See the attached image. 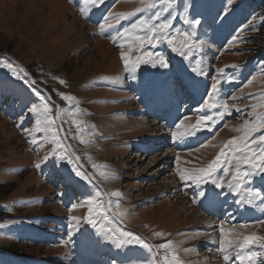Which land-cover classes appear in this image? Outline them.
<instances>
[{
    "label": "rangeland",
    "instance_id": "1",
    "mask_svg": "<svg viewBox=\"0 0 264 264\" xmlns=\"http://www.w3.org/2000/svg\"><path fill=\"white\" fill-rule=\"evenodd\" d=\"M172 3L169 12L175 19L171 31L177 45L183 39L178 32L194 33L189 41L191 50L183 49L188 58L173 52L166 41L155 47L146 44L139 53L133 49L130 55L148 59L147 54L152 53L154 59L159 53L169 67L141 64L135 73H130L120 57L121 51H128L126 38L114 42L111 36L141 18L148 19L159 7L118 23L110 19L114 28L101 34L98 25L104 16L134 11L143 6L142 0H104L87 16L81 14L78 2L70 0H0V103L9 105L7 110L0 106V112L14 121L11 128L7 124L12 122L0 119V186L14 188L7 197H0V264H100L105 255L98 250V242L99 248L110 242L84 221L89 199H94L93 207L99 204L107 210V220L95 211L93 218L98 225L111 229L110 235L127 233V239L139 238L149 248L135 242L119 247L121 256L129 253L125 257L127 264H162L165 250L156 246L167 242H171L167 250L170 256H176L178 249L180 264H208L211 260L215 261L212 264H223L216 255L205 251L213 235L208 230L211 227L214 232L215 222L196 206L205 199L198 195L202 189L192 180L182 181L178 173L187 170L186 174H194V170L205 167L228 137L242 136L244 122H256L259 111L264 109V0ZM169 12H162L160 19L169 18ZM185 17L200 19L201 23L193 30L184 22ZM200 58L203 90L195 97L180 75L192 73ZM9 64L11 68L6 66ZM145 70H153L169 81H158L154 76L148 82L152 85L158 81L154 97L158 99L159 93L163 97L155 99L156 105L172 112L177 100L174 97H179L176 104L189 112L170 117L172 122L167 125L164 119L168 111L153 118L162 110L159 105L153 109L155 102L146 99ZM217 80L218 92L210 100L216 107L202 108L210 86ZM160 89L164 90L158 92ZM165 92L172 97L168 99ZM61 94L74 100L66 101ZM43 104L50 107L48 115L56 122L53 131H28L20 136L15 126L22 111L29 118L26 124L30 130L38 122L42 129L45 127L44 114L29 111ZM203 115L212 117L207 126L219 129L221 122H226L209 141L179 148L184 145L178 142L189 140L188 135L173 138L176 125L183 121L180 131H184ZM262 131L253 135H262ZM53 135L60 148L53 142ZM81 139L88 143H81ZM161 143L167 146L146 152L149 145ZM159 148L151 146L152 150ZM64 149L68 155L61 160ZM54 150L53 157L50 153ZM45 156L49 157L46 162ZM69 156L73 164L68 163ZM36 163L41 167L36 168ZM73 165L90 179L77 177ZM101 172L111 175L105 177ZM229 176H224V185ZM256 188L264 191V183L256 184ZM114 192L120 195L112 196ZM256 205L259 212L264 211L260 200ZM117 212L122 215L117 217ZM43 216H51L52 221H44ZM73 216L79 218L78 230L70 229V224H75L69 219ZM230 220L222 225L228 239L235 240L237 234L264 236L262 223L240 228V220ZM31 231L33 234L26 240L25 233ZM214 233L218 241L221 231ZM143 247L145 250H137ZM236 250L229 249L233 259L230 264H238ZM8 252L19 261L9 257ZM260 252L264 253V248ZM262 262L264 255L256 259V264Z\"/></svg>",
    "mask_w": 264,
    "mask_h": 264
},
{
    "label": "snow or ice",
    "instance_id": "2",
    "mask_svg": "<svg viewBox=\"0 0 264 264\" xmlns=\"http://www.w3.org/2000/svg\"><path fill=\"white\" fill-rule=\"evenodd\" d=\"M70 2H78L80 6V12L82 15H89L91 10L94 8H98L101 4L104 3V0H70ZM232 0H228V3L231 4ZM143 6L136 8L134 11L120 14H112L111 12L108 15L104 16L103 22L98 25L101 34L105 32L106 29L114 28V25L110 23V19H116L117 23L120 19H125L129 16H135L137 13H143L146 11H151L157 9L159 7V11H155L153 15H151L148 19L141 18L136 23H133L129 28L124 29L123 31H116L115 35L111 36V39L116 42L118 38H126V42L128 44V51H121L120 57L123 61L124 68L126 71L130 73H135L137 68L141 64H151L152 67H156L159 65L161 68H168L169 64L165 60V58L159 53L155 54V58L153 59V54L148 53V59H145L143 55H137L133 58L130 53L133 49H135L138 53L141 49L144 48L146 44L152 45L155 47L156 43L166 41L171 47L172 51L178 53L185 59L188 58L187 53L183 51V49L187 48L189 51L191 50V46L189 41L191 36L194 33L190 32H178V36L183 39L180 41L179 45H177L176 37L172 35V26L173 19L175 16L169 12V9L173 7L172 0H165L164 3H161L160 0H142ZM227 11V9H226ZM162 12H169V18L160 19ZM158 20V23H153V21ZM184 22L194 30L200 23V19H188L184 18ZM123 48V44L119 45ZM199 62H197V67L192 68V71L197 75H202L203 70L198 66ZM11 68L12 66L6 65ZM13 74H16V70L13 69ZM131 78H135L132 76ZM63 83V81H61ZM220 81L217 80L210 86V91L208 92V98L204 100V104L202 108H213L216 107L214 103H210L211 99H214L215 93L218 92V86ZM62 99L66 101H73L74 98L71 96H66L61 94ZM225 111H227V104L223 105ZM32 113L42 112L44 114V122L45 127L42 129L40 127L39 122L37 125L31 129H26L25 131L31 132H39V131H47L52 132V125L55 121L48 115L51 112L50 107L47 104H43L40 106H32L29 109ZM76 112H79V108L75 109ZM222 116L223 113H220ZM25 117H20L21 122ZM58 118V117H57ZM212 117L203 115L199 116L195 125H192L190 128H185L184 131H180L181 128H184L183 121L176 125L177 131L172 133L174 139H178L185 135H191L192 129L199 130L201 125L206 126V122L210 121ZM73 123H77L73 120ZM260 129H264V115L257 116L256 122H244V134L238 138H233L229 140L224 147L216 154V156L210 160L205 167L198 168L194 170L193 173L186 174L187 170L181 171L178 173L180 179L183 180H192L194 183L199 185L200 183H212L215 185L217 189L223 188L225 185L222 183V178H217L214 174L217 169L222 168L225 175L230 174L231 179L227 183V187L230 191L241 194V202L254 205L257 200L261 201V204L264 205V191L254 187H247V183L252 180L254 176L264 174V134L259 136H254L253 133L259 131ZM240 131V129H236ZM52 140L57 144V148H60L61 145L58 143L55 135L52 136ZM81 143H88L87 140L81 139ZM56 152L54 150L50 155H55ZM67 154V149H64V154L60 155V159L63 160ZM48 156L44 157V161L48 160ZM78 160L79 157H76ZM179 159V157H177ZM68 163L73 164L72 158L69 156ZM36 168H40L41 164L36 163ZM94 168H105L104 165H93ZM73 171L77 177L81 179L89 180L90 177L88 174L83 173L79 170L78 167L73 165ZM102 176L108 177L111 174L106 172L100 173ZM264 178V177H262ZM112 196H119L118 192L111 193ZM200 197H206L207 193L204 191H200L198 193ZM89 205L88 215L84 217V221L87 224L92 225L93 228L96 229L98 235L104 236L106 239L110 240L115 244L116 247H121L127 243H139L142 246L147 247L142 240L139 238H135V240L127 239V236L130 234L121 233L120 237H114L110 235L112 231L109 228L104 227L101 223L98 225L97 219L93 218L94 211L98 213L103 220H107L108 216L106 215L107 210H103L102 205L96 204L93 207L94 199H89L86 201ZM73 207H77V205H73ZM116 207L119 208V204H116ZM122 214L120 212L116 213V216L119 217ZM70 221H75V224H70V229H75L76 225L80 223L79 218L70 217ZM244 227V225H241ZM221 237L219 241L218 251L223 255V259L225 262L230 260L229 249L236 247L238 250L236 251V259L243 264V262L248 261L249 264H256L257 257L264 255L262 252H254V251H246L249 245L256 244L259 242H264V236H257L255 233L251 235H240L237 234V238L235 240L228 239L225 236V232L223 226H221ZM155 235L160 236L161 233H155ZM158 249H164V256L162 264H180L179 260L172 254L171 256L168 253V249L171 247V242H167L165 244H159L156 246ZM260 247L264 248V243H260ZM264 264V262H262Z\"/></svg>",
    "mask_w": 264,
    "mask_h": 264
},
{
    "label": "bare ground",
    "instance_id": "3",
    "mask_svg": "<svg viewBox=\"0 0 264 264\" xmlns=\"http://www.w3.org/2000/svg\"><path fill=\"white\" fill-rule=\"evenodd\" d=\"M197 75V74H196ZM198 76H195L194 74H193V76H192V80H190L189 81V85H190V87H191V89H192V91H193V93L195 94V95H197L198 94V91H199V89H200V87H201V84H200V82L198 81ZM150 82H152V81H150ZM150 82H149V84H150ZM158 83V81L157 82H153V84L152 85H149L150 86V88L152 89V90H150V92H149V96H152V92H154V86H155V84H157ZM160 84H161V82H160ZM159 85V84H158ZM164 86H161V88H163ZM157 88H159V87H157ZM164 89H160L158 92H161V91H163ZM167 90V89H166ZM158 92H157V95H158ZM165 93H167V92H165ZM154 94V96H155V92L153 93ZM165 95V94H164ZM163 96H162V94L161 93H159V96L157 97L158 99H161ZM156 99V98H155ZM158 99H156V100H158ZM178 100V99H177ZM176 100V101H177ZM165 104V103H164ZM159 105V104H158ZM157 105V106H158ZM167 105V104H166ZM178 105L176 104V102H174V105H173V108H172V115H171V117H173V116H175L176 115V112H177V110H178V107H177ZM169 107V106H168ZM171 107V106H170ZM158 109H159V111H161V110H163L162 109V106L161 105H159L158 106ZM156 115H158V114H156ZM168 122H171V120L170 119H168V120H166V123H168ZM213 129V128H212ZM211 129V130H212ZM192 133H193V130H192ZM211 133V131H210V129L208 130V134H210ZM188 138V137H187ZM205 139V137L204 136H202V135H200V134H196L195 135V139H194V141L192 142V143H190V144H186L185 145V147H182V146H180V148H186V147H189V146H195V145H197V144H199L200 142H202L203 140ZM179 144H184V143H182V142H178ZM155 146V145H154ZM151 149V148H150ZM184 198V197H183ZM202 219H203V217H202ZM204 220V219H203ZM209 232H208V234H210V232L212 233V234H214V232H213V229H209L208 230ZM201 234H203V233H201ZM107 243V245L105 246V245H103V244H101V247L100 248H105V249H109L110 250V252H113V250H112V245L111 244H108V242H106ZM206 252H207V250H205ZM198 254V253H197ZM209 254V253H208ZM215 260V259H214ZM215 261H213V260H211V262L209 263L208 262V264H212V263H214Z\"/></svg>",
    "mask_w": 264,
    "mask_h": 264
},
{
    "label": "trees",
    "instance_id": "4",
    "mask_svg": "<svg viewBox=\"0 0 264 264\" xmlns=\"http://www.w3.org/2000/svg\"><path fill=\"white\" fill-rule=\"evenodd\" d=\"M0 106H4V109H6L7 110V107L9 106L8 104H1L0 103ZM6 115V114H5ZM4 115V111H2V112H0V119H4V121L5 122H12L11 124H7L9 127H11V128H13V126H14V121H11V119L10 118H8L9 116H5ZM25 117L24 118V120L21 122V120H20V117ZM20 117L18 118V119H16V122H17V120L19 121L18 122V124L15 126L16 127V129L18 130V132L20 133V136H22L25 132H28V131H25L26 129H28V130H30V127H27V124H26V121L29 119L28 118V116L27 115H25L24 113H23V111H22V113H21V115H20ZM27 119V120H26ZM15 122V123H16ZM16 132V131H15ZM18 134V133H17ZM19 135V134H18ZM5 179H9L8 177L7 178H5ZM0 188H3L4 189V191H1L0 190V197H7L8 196V193H11L13 190H14V188H11L10 186H7V185H1L0 186Z\"/></svg>",
    "mask_w": 264,
    "mask_h": 264
}]
</instances>
